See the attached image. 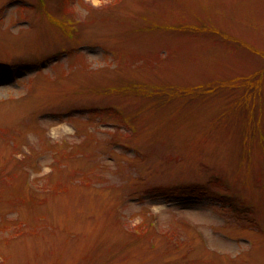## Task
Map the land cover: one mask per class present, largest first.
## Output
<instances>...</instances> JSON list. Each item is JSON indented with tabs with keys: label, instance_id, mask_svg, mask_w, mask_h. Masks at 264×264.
Wrapping results in <instances>:
<instances>
[{
	"label": "rangeland",
	"instance_id": "obj_1",
	"mask_svg": "<svg viewBox=\"0 0 264 264\" xmlns=\"http://www.w3.org/2000/svg\"><path fill=\"white\" fill-rule=\"evenodd\" d=\"M0 264H264V0H0Z\"/></svg>",
	"mask_w": 264,
	"mask_h": 264
},
{
	"label": "trees",
	"instance_id": "obj_2",
	"mask_svg": "<svg viewBox=\"0 0 264 264\" xmlns=\"http://www.w3.org/2000/svg\"><path fill=\"white\" fill-rule=\"evenodd\" d=\"M220 179L221 178H217V179H213V180H216L218 182V184L222 187L224 185V182ZM220 186H218V187H220ZM151 225L158 229L159 224H158V222H156V216H154V217L151 216ZM152 226H151V228H153ZM153 231H155V230H153Z\"/></svg>",
	"mask_w": 264,
	"mask_h": 264
}]
</instances>
